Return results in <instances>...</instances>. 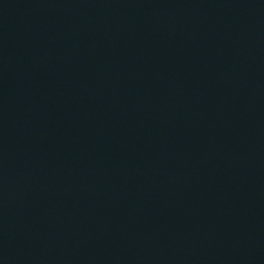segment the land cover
Returning <instances> with one entry per match:
<instances>
[{
  "label": "water",
  "instance_id": "1",
  "mask_svg": "<svg viewBox=\"0 0 264 264\" xmlns=\"http://www.w3.org/2000/svg\"><path fill=\"white\" fill-rule=\"evenodd\" d=\"M0 264H264V0H0Z\"/></svg>",
  "mask_w": 264,
  "mask_h": 264
}]
</instances>
